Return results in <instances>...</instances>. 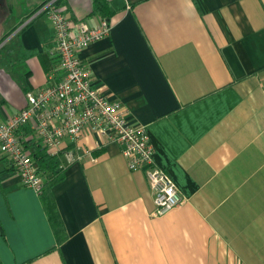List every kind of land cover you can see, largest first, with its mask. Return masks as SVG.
<instances>
[{
	"label": "crops",
	"instance_id": "obj_1",
	"mask_svg": "<svg viewBox=\"0 0 264 264\" xmlns=\"http://www.w3.org/2000/svg\"><path fill=\"white\" fill-rule=\"evenodd\" d=\"M43 1L0 0L4 54L23 80L0 73L3 116L61 74L50 20L28 17ZM65 1L71 26L102 18L92 0ZM107 2L109 33L81 61L145 126L183 200L153 215L145 173L92 133L44 192L48 206L0 152V264H264V0Z\"/></svg>",
	"mask_w": 264,
	"mask_h": 264
},
{
	"label": "built area",
	"instance_id": "obj_2",
	"mask_svg": "<svg viewBox=\"0 0 264 264\" xmlns=\"http://www.w3.org/2000/svg\"><path fill=\"white\" fill-rule=\"evenodd\" d=\"M43 11L52 25L61 74L58 78L50 74L43 87L27 91L26 105L15 114L0 113V152L23 184L40 192L44 177L22 144V128L27 127L52 155L62 157L61 166L82 158L78 142L85 133H92L100 141L117 144L129 170L145 173L154 193L153 215L166 214L183 199L167 170L155 164L145 126L126 119L121 103L107 97L80 58L82 50L109 33L110 23L101 18L94 27L85 23L71 26L65 12L55 8L52 1L39 12Z\"/></svg>",
	"mask_w": 264,
	"mask_h": 264
},
{
	"label": "trees",
	"instance_id": "obj_3",
	"mask_svg": "<svg viewBox=\"0 0 264 264\" xmlns=\"http://www.w3.org/2000/svg\"><path fill=\"white\" fill-rule=\"evenodd\" d=\"M52 1V5L60 11L66 10V1L65 0H44L38 7L32 10L28 17L40 10L44 5ZM92 10L91 15H99L102 18L107 19L110 23L111 11L109 10V4L107 0H92ZM46 11H43L41 14H45ZM6 33L1 39L0 42L8 35ZM23 140L22 144L24 148L28 151L33 160L37 163V172L42 174L44 181L39 192L40 198L43 201L45 206L48 204L44 201V192L52 186L54 183L62 180L65 172L64 166H61L58 156L52 155L48 150L43 148L32 135L31 131L27 127H23ZM48 198V197H47ZM52 222V219H51Z\"/></svg>",
	"mask_w": 264,
	"mask_h": 264
},
{
	"label": "rangeland",
	"instance_id": "obj_4",
	"mask_svg": "<svg viewBox=\"0 0 264 264\" xmlns=\"http://www.w3.org/2000/svg\"><path fill=\"white\" fill-rule=\"evenodd\" d=\"M15 1L18 4V6H20L24 10H28L30 8L29 6L35 4L37 0H15ZM4 43L3 41L0 42V73L2 71L9 72L13 78L14 83L17 85H21L22 84L21 82L23 81L20 78V72H19L21 70L20 69L21 67H17L16 64L12 61L11 57L6 59V54L4 53L6 52V49L9 47L10 42L7 45L3 46Z\"/></svg>",
	"mask_w": 264,
	"mask_h": 264
}]
</instances>
